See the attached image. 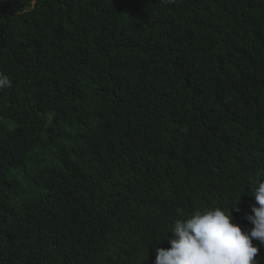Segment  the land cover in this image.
<instances>
[{
  "label": "trees",
  "instance_id": "16d2710c",
  "mask_svg": "<svg viewBox=\"0 0 264 264\" xmlns=\"http://www.w3.org/2000/svg\"><path fill=\"white\" fill-rule=\"evenodd\" d=\"M0 72V264H154L178 208L254 227L264 0H0Z\"/></svg>",
  "mask_w": 264,
  "mask_h": 264
},
{
  "label": "clouds",
  "instance_id": "9594fccd",
  "mask_svg": "<svg viewBox=\"0 0 264 264\" xmlns=\"http://www.w3.org/2000/svg\"><path fill=\"white\" fill-rule=\"evenodd\" d=\"M163 2L172 4L175 0ZM11 85V79L0 72V89ZM250 183L255 204L251 206L253 214L246 219L254 227L242 229L234 222L232 212L239 211L236 204L197 210L188 216L178 208L170 248L157 247L154 264H261L253 239L264 245V178Z\"/></svg>",
  "mask_w": 264,
  "mask_h": 264
}]
</instances>
